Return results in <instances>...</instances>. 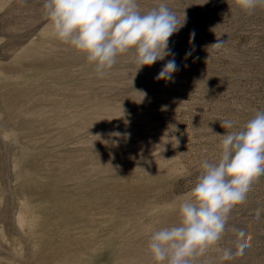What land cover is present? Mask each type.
I'll return each mask as SVG.
<instances>
[{"label":"rangeland","instance_id":"obj_1","mask_svg":"<svg viewBox=\"0 0 264 264\" xmlns=\"http://www.w3.org/2000/svg\"><path fill=\"white\" fill-rule=\"evenodd\" d=\"M137 2L186 17L172 81L155 79L171 56L136 73L131 51L99 78L53 35L43 0H0V264H154L150 234L180 223L202 162L218 161L220 120L235 131L264 110V7ZM193 264H264V175Z\"/></svg>","mask_w":264,"mask_h":264},{"label":"clouds","instance_id":"obj_2","mask_svg":"<svg viewBox=\"0 0 264 264\" xmlns=\"http://www.w3.org/2000/svg\"><path fill=\"white\" fill-rule=\"evenodd\" d=\"M235 3L248 14L264 7V0ZM42 7L53 35L85 53L87 61L95 63L99 78L115 65L119 54L130 51L138 66L136 73L168 56L172 59L155 79L172 81L179 70L169 38L184 26L186 17L181 23L165 3L146 12L140 11L137 0H43ZM190 36L194 39L195 32ZM224 43L218 40L212 46L220 48ZM220 121L226 133L217 134L223 137L218 161L202 162L192 199L179 204L180 223L150 234L148 248L154 264H193L196 256L220 241L231 209L245 201L253 181L264 175V110H258L239 130L232 131V120ZM237 231V254L243 255L251 238ZM232 258V249H223L221 260Z\"/></svg>","mask_w":264,"mask_h":264}]
</instances>
